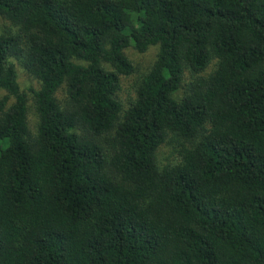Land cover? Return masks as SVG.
Segmentation results:
<instances>
[{
    "label": "trees",
    "instance_id": "obj_1",
    "mask_svg": "<svg viewBox=\"0 0 264 264\" xmlns=\"http://www.w3.org/2000/svg\"><path fill=\"white\" fill-rule=\"evenodd\" d=\"M0 16V264H264V0H0ZM156 45L124 110V51ZM17 63L40 82L36 133ZM169 135L190 147L161 168Z\"/></svg>",
    "mask_w": 264,
    "mask_h": 264
},
{
    "label": "rangeland",
    "instance_id": "obj_2",
    "mask_svg": "<svg viewBox=\"0 0 264 264\" xmlns=\"http://www.w3.org/2000/svg\"><path fill=\"white\" fill-rule=\"evenodd\" d=\"M5 30H14L13 25L3 16H0V34ZM160 46H151L144 53H139L134 47H128L125 49V55L131 61L134 66V72L129 76H120V89L118 91L117 97L121 102L123 109L127 110L130 108L132 103L136 100L137 89L141 84L143 78L151 71L154 64L157 61ZM108 70H111L108 65L106 66ZM217 69V60H213L212 63L207 68L204 73L205 76H209L215 72ZM18 72V83L22 92L27 94L29 100V111L28 120L29 127L32 133H36L38 117L35 110V100L32 91H37L40 89V82L31 76L26 70L23 69L17 63ZM193 79L190 72L186 73L184 80V85L182 90L179 92L178 96H183L186 89L189 87V83ZM67 89L64 85L57 92V100L60 104L65 105L67 102ZM8 93L4 90H0V100L7 96ZM14 98H11L9 105L14 103ZM186 147H190L189 144L175 138L173 135H169L165 143L158 149L156 158L157 163L161 168L166 166L176 165L181 161V153Z\"/></svg>",
    "mask_w": 264,
    "mask_h": 264
}]
</instances>
